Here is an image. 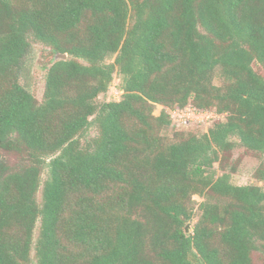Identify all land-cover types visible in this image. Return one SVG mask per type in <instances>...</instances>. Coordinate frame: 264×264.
<instances>
[{"label": "trees", "instance_id": "obj_1", "mask_svg": "<svg viewBox=\"0 0 264 264\" xmlns=\"http://www.w3.org/2000/svg\"><path fill=\"white\" fill-rule=\"evenodd\" d=\"M32 41L68 55L41 101L19 77ZM253 63L264 0H0V264H264V159L262 186L213 168L235 145L264 157ZM115 77L120 100L98 103ZM189 104L227 116L165 144L163 127L187 128L168 110Z\"/></svg>", "mask_w": 264, "mask_h": 264}, {"label": "rangeland", "instance_id": "obj_2", "mask_svg": "<svg viewBox=\"0 0 264 264\" xmlns=\"http://www.w3.org/2000/svg\"><path fill=\"white\" fill-rule=\"evenodd\" d=\"M60 56L55 54L49 47L38 43L31 42V47L29 52L22 61L19 77L21 84L30 91L35 98L39 101L43 98L44 93V83H45V74L47 68L55 61L59 60ZM115 59V56L109 57L106 59L107 63H112ZM253 69L261 75H264V71L258 63H253ZM119 79L115 77L112 85L109 88V92L106 96L101 95L98 97L97 102L103 103L104 101H119L120 89L117 87ZM225 79L221 75V70L216 69L212 76V84L214 86L222 87L225 84ZM163 110L162 105H157L153 115L159 116ZM204 123L193 122L185 125L187 128L183 129L184 132H177L170 126H165L160 131V136L163 138L165 144L178 142L180 138L194 133V134H204L208 132V127L211 125L209 117L203 118ZM192 122V121H191ZM184 126V127H185ZM213 127V126H212ZM97 135L95 127H92L85 137H82L81 144L84 147L89 138H93ZM235 142V141H234ZM207 159L213 158V154L209 153L206 155ZM264 157L263 155L248 151L241 145H235V147L219 155V159L214 162L213 168L217 171L218 175L223 173H228L231 176V182L237 186H247V185H257L262 186L263 183L256 179V171L260 164L262 163ZM6 163L15 166L19 164L18 160L14 156H8L5 159ZM46 178V171L42 174V180ZM193 201L195 202V217L190 223V228L188 233L192 232V227L198 221L200 216L199 205L205 201V196L193 195ZM37 200L41 203V191L37 194ZM38 235V229H36L34 238ZM33 254V253H32ZM253 261L256 264H263V253L255 252L252 255ZM195 264H201L195 262Z\"/></svg>", "mask_w": 264, "mask_h": 264}, {"label": "built area", "instance_id": "obj_3", "mask_svg": "<svg viewBox=\"0 0 264 264\" xmlns=\"http://www.w3.org/2000/svg\"><path fill=\"white\" fill-rule=\"evenodd\" d=\"M122 93L123 92L120 91V96ZM168 113L170 115L172 124L175 126H185L193 122H197L202 125L204 123L203 118L209 117L211 125L208 128H211L217 121L224 120L227 116V113H218L215 110H200L191 104L187 105L185 108H175L173 110H168Z\"/></svg>", "mask_w": 264, "mask_h": 264}, {"label": "water", "instance_id": "obj_4", "mask_svg": "<svg viewBox=\"0 0 264 264\" xmlns=\"http://www.w3.org/2000/svg\"><path fill=\"white\" fill-rule=\"evenodd\" d=\"M58 55L60 56V59H63V60H66L67 57H68L67 54H58ZM186 231H187V234H189V233H188V229H186Z\"/></svg>", "mask_w": 264, "mask_h": 264}]
</instances>
